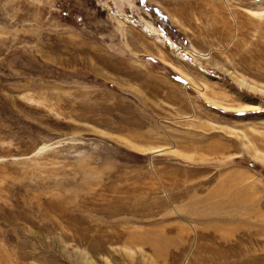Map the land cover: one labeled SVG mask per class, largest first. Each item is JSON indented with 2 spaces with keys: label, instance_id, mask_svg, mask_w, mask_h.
<instances>
[{
  "label": "rangeland",
  "instance_id": "obj_1",
  "mask_svg": "<svg viewBox=\"0 0 264 264\" xmlns=\"http://www.w3.org/2000/svg\"><path fill=\"white\" fill-rule=\"evenodd\" d=\"M258 90L264 0H0V264H264Z\"/></svg>",
  "mask_w": 264,
  "mask_h": 264
},
{
  "label": "bare ground",
  "instance_id": "obj_2",
  "mask_svg": "<svg viewBox=\"0 0 264 264\" xmlns=\"http://www.w3.org/2000/svg\"><path fill=\"white\" fill-rule=\"evenodd\" d=\"M187 78H189V79H193V77L191 76V75H187ZM251 88H253L254 89V87L253 86H250ZM260 93H262V94H264V91H262V90H258ZM50 148V146H44V147H42V148H40L39 150H38V152L35 154V155H39L40 153H43L44 151H46L47 149H49ZM263 161H264V158H263Z\"/></svg>",
  "mask_w": 264,
  "mask_h": 264
}]
</instances>
